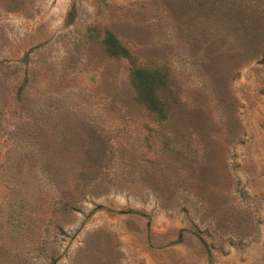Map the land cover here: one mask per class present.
Segmentation results:
<instances>
[{"label":"rangeland","instance_id":"1","mask_svg":"<svg viewBox=\"0 0 264 264\" xmlns=\"http://www.w3.org/2000/svg\"><path fill=\"white\" fill-rule=\"evenodd\" d=\"M0 264H264V0H0Z\"/></svg>","mask_w":264,"mask_h":264},{"label":"trees","instance_id":"2","mask_svg":"<svg viewBox=\"0 0 264 264\" xmlns=\"http://www.w3.org/2000/svg\"><path fill=\"white\" fill-rule=\"evenodd\" d=\"M108 42H105V46L108 50L109 55L125 57L126 59H129L131 72L133 76L136 77V80L138 76V97H142L143 101L147 103L149 107H152V110L156 109L157 107H160L159 100L157 99L154 90L158 83L162 82V74H160L159 68L156 67V69H154L153 71L146 70L143 68H137L131 62L133 61L132 53L125 46L120 45L119 43L110 46Z\"/></svg>","mask_w":264,"mask_h":264}]
</instances>
